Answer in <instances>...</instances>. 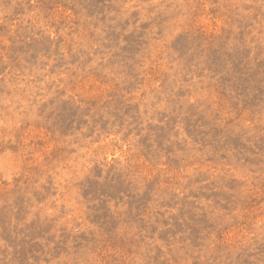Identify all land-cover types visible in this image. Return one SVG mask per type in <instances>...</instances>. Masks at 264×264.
Segmentation results:
<instances>
[{
  "label": "rangeland",
  "instance_id": "obj_1",
  "mask_svg": "<svg viewBox=\"0 0 264 264\" xmlns=\"http://www.w3.org/2000/svg\"><path fill=\"white\" fill-rule=\"evenodd\" d=\"M0 264H264V0H0Z\"/></svg>",
  "mask_w": 264,
  "mask_h": 264
}]
</instances>
